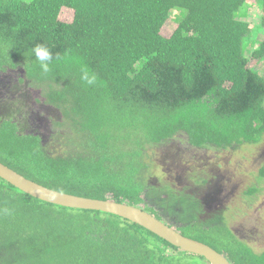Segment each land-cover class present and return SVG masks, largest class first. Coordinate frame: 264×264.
<instances>
[{
    "label": "trees",
    "instance_id": "16d2710c",
    "mask_svg": "<svg viewBox=\"0 0 264 264\" xmlns=\"http://www.w3.org/2000/svg\"><path fill=\"white\" fill-rule=\"evenodd\" d=\"M246 5L0 0V96L16 84L38 90L67 121L73 144L57 154L41 133L0 118V161L61 192L140 207L230 264H264V250L255 252L227 225L167 215L142 178L145 145L177 134L196 148L261 141L264 76L253 64L264 59V34L253 47ZM37 46L52 55L48 71ZM0 264L211 263L128 219L43 201L0 177Z\"/></svg>",
    "mask_w": 264,
    "mask_h": 264
},
{
    "label": "rangeland",
    "instance_id": "374dc122",
    "mask_svg": "<svg viewBox=\"0 0 264 264\" xmlns=\"http://www.w3.org/2000/svg\"><path fill=\"white\" fill-rule=\"evenodd\" d=\"M258 2L247 0V15L243 18L250 25L253 47L264 34V10ZM172 27L164 26L162 32L168 34ZM253 66L264 76V59L254 61ZM3 93L0 118H12L20 131L41 133L52 152L73 151L71 138L66 135L72 133L65 125L67 121H63L58 108L42 102L38 90L16 84L6 87ZM185 139L177 134L158 145H145L142 178L150 196L176 221L225 224L255 252L263 251L264 177L259 169L264 164V134L258 143L224 149L192 147Z\"/></svg>",
    "mask_w": 264,
    "mask_h": 264
},
{
    "label": "water",
    "instance_id": "95a60500",
    "mask_svg": "<svg viewBox=\"0 0 264 264\" xmlns=\"http://www.w3.org/2000/svg\"><path fill=\"white\" fill-rule=\"evenodd\" d=\"M0 177L21 191L43 201L66 207L93 209L118 215L141 225L184 251L203 256L211 264H230L220 252L210 245L183 235L140 207L116 200L97 199L61 192L25 177L1 161Z\"/></svg>",
    "mask_w": 264,
    "mask_h": 264
},
{
    "label": "clouds",
    "instance_id": "9594fccd",
    "mask_svg": "<svg viewBox=\"0 0 264 264\" xmlns=\"http://www.w3.org/2000/svg\"><path fill=\"white\" fill-rule=\"evenodd\" d=\"M35 55L37 59L40 61L41 67L43 68L44 71H48V62L52 60V55L51 53L42 46H37L34 49ZM83 79L86 80L88 83H92V81L95 79L92 77L91 79L88 76L87 71H85Z\"/></svg>",
    "mask_w": 264,
    "mask_h": 264
}]
</instances>
